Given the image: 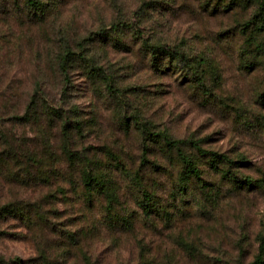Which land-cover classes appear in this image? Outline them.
Wrapping results in <instances>:
<instances>
[{
  "label": "rangeland",
  "instance_id": "1",
  "mask_svg": "<svg viewBox=\"0 0 264 264\" xmlns=\"http://www.w3.org/2000/svg\"><path fill=\"white\" fill-rule=\"evenodd\" d=\"M34 1L0 0V124L46 145L60 185L79 178L70 155L95 161L117 191L113 210L132 221L118 229L103 195L57 201L91 237L88 264L264 261V0L232 11L219 0ZM181 140L198 171L164 144ZM8 232L6 260L36 255L24 231Z\"/></svg>",
  "mask_w": 264,
  "mask_h": 264
},
{
  "label": "trees",
  "instance_id": "2",
  "mask_svg": "<svg viewBox=\"0 0 264 264\" xmlns=\"http://www.w3.org/2000/svg\"><path fill=\"white\" fill-rule=\"evenodd\" d=\"M225 6L226 11H232L236 6L245 5V0H219ZM250 2H258L259 9H262L263 0H249ZM260 1V3H259ZM31 5L34 0H27ZM262 20L263 17H262ZM261 20V21H262ZM150 51L153 53L161 52L168 58L177 59L187 64L189 56L183 52L180 53L174 48H166L164 46H151ZM66 59L60 61V68L64 72ZM69 127V126H68ZM68 127L63 126V134H67ZM62 130V131H63ZM162 135L157 134V138ZM167 140V138H164ZM166 143V144H165ZM169 150L174 149L180 162H187L193 171H198L195 165H192L187 156L183 154V140L164 142ZM178 144V146L176 145ZM181 144V145H180ZM176 145V146H174ZM46 145L39 143L34 139H24L18 136L13 139L8 135L5 126L0 124V239L12 237L15 234L9 233L13 228L25 232L23 240L34 246L36 255L28 260H20L18 257L5 259L0 254V264H73L72 261L77 260V252L83 255L85 264H88L86 254L83 251L84 246L88 245L92 248L91 237L87 236V230L80 226H73L74 223L66 224L70 221L65 218L57 208V201L70 203L79 199L84 202L93 204V198L103 195L109 203V208H105L107 213H112L109 226L118 229L120 225L128 227L132 221L127 217L121 221V217L117 218L112 205L115 200L116 190L111 188L106 180L103 171L96 170L95 161L79 159L70 156L66 164H82L79 178H69L68 183L61 182L58 179L64 177V173L60 170L59 160L52 161L50 158L46 160L42 158L41 151L45 150ZM146 151V149H145ZM116 166H120L121 162L117 159ZM142 163H149L146 157L141 158ZM44 163H46L44 165ZM78 164V165H79ZM156 165V163L154 164ZM129 185L137 187L139 185L138 173L133 171L127 175ZM74 188L80 190L77 193ZM141 188V187H140ZM73 190V192H69ZM61 195L62 197H59ZM146 200V199H145ZM116 201V200H115ZM148 201V200H147ZM84 203L76 211V220H81L90 205ZM144 206H147L145 203ZM60 214V216H59ZM74 220V222H76ZM130 221V222H129ZM17 235V234H16ZM85 258V259H84ZM256 264H264V261L257 258Z\"/></svg>",
  "mask_w": 264,
  "mask_h": 264
}]
</instances>
